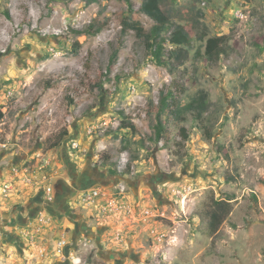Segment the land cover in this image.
I'll return each instance as SVG.
<instances>
[{"label":"rangeland","instance_id":"374dc122","mask_svg":"<svg viewBox=\"0 0 264 264\" xmlns=\"http://www.w3.org/2000/svg\"><path fill=\"white\" fill-rule=\"evenodd\" d=\"M175 1L177 7L196 1L195 36L188 60L171 71L153 61L134 31H122L117 13L128 15L124 1L1 0L0 142L42 144V157L50 159L55 141L76 131L102 140L90 164L98 180L89 186L124 182L132 209L89 211L75 199L82 186L74 182L60 195L74 206L65 204L66 217L81 220L77 231L71 223L45 236L53 244L64 234L65 256L38 257L19 241L11 249L0 244V264H264V0ZM95 17L109 19L97 35L72 31ZM137 17L145 28L154 23ZM223 34L229 56L207 60L206 38ZM201 90L211 103L205 116L212 139L185 111L168 118L169 142L149 138L164 93L172 92L181 108ZM122 110L137 134L119 131ZM77 142L73 155L90 151ZM52 160L47 169L54 183L59 172ZM125 164L130 171L122 177ZM185 187L191 192L184 203L176 191ZM213 197L231 198L234 208L210 235L196 213L208 211Z\"/></svg>","mask_w":264,"mask_h":264},{"label":"trees","instance_id":"16d2710c","mask_svg":"<svg viewBox=\"0 0 264 264\" xmlns=\"http://www.w3.org/2000/svg\"><path fill=\"white\" fill-rule=\"evenodd\" d=\"M87 5L98 0H84ZM126 2L128 6V15H125V11L121 10L117 13V17L122 25V31L128 33L134 31L136 37L140 39L146 49L153 57V61L159 65L168 67L171 71L179 68L189 58V49L192 47L193 38L195 36L194 19L192 17V10L196 7V1L190 4H184L177 7L175 0H142L140 5H137L134 0H120ZM1 3V0H0ZM145 14L153 20V25L150 28H145L141 21L138 19V15ZM174 18H180L184 20L183 24L174 23ZM109 23V19L99 20L97 17L93 18L83 28H75L72 31L77 35H97L100 33ZM228 36L214 35L209 36L205 40V55L209 61H219L221 58H227L229 56L227 46L225 45ZM74 44L80 45L79 40H75ZM260 45V42L259 44ZM264 48V41L262 43ZM117 51L112 55L111 64H113L117 58ZM48 86H51L48 83ZM72 101V100H71ZM179 99L174 98L172 92L164 93L161 96L158 111L155 114V121L152 124V135L149 138L152 141L159 142L164 140L169 142L170 133L167 128L168 118L173 116H179L182 112H190L194 120L198 123V126L202 129L208 139H212L213 133L211 127L207 124L209 118L205 116L210 109L211 103L208 100V92L201 90L197 95L191 98L183 107H179ZM122 116L119 125V131L127 130L131 131L132 135L138 133L136 125L129 120V116L122 110L119 112ZM5 113L0 110V122L2 121ZM182 121H185V116H180ZM185 139L189 138L187 129L185 127L180 128ZM66 135V133H64ZM62 138L55 141L54 146H58ZM128 141V139H127ZM124 145L121 150L129 147V143ZM218 151L223 152L224 157L229 159L228 151L221 145L217 146ZM107 159V158H106ZM130 171V166L123 172H119V175L124 177ZM113 174H117L116 170H112ZM264 182V180H263ZM56 200V196H55ZM55 200L51 206L48 207L49 211L55 204ZM43 205V198L42 204ZM234 204L231 198H212L211 208L206 212L196 213L201 222H204L207 227V231L210 235L215 234L226 221L229 215L232 213ZM38 211V210H37ZM36 214V213H35ZM22 240V239H21ZM23 243V242H22ZM68 250V247H67ZM66 250V252H67Z\"/></svg>","mask_w":264,"mask_h":264},{"label":"crops","instance_id":"0c3cea01","mask_svg":"<svg viewBox=\"0 0 264 264\" xmlns=\"http://www.w3.org/2000/svg\"><path fill=\"white\" fill-rule=\"evenodd\" d=\"M47 95L48 93L45 94V97ZM79 133L76 131L75 133L70 134L68 139H65L49 154V158H53L52 161L54 165L58 167L56 169L59 172V175L56 176L54 182L56 200L54 206L50 209V212L54 214L55 219L46 233L49 237L50 235H56L71 223L76 224L77 231V227L81 222V220L77 221V219L73 220L70 217H66L68 212L64 211L65 204L70 205V207L74 206L68 199L66 202H63L61 195L67 194L69 189H73L72 185L74 182L80 184L82 187H86L92 183L94 184L95 180H98L95 179L92 171L93 168H91L90 164L91 160H93L92 151H94L100 143H103V141L96 140V138H91L89 136L79 137ZM74 140L80 141L82 149L86 147L90 151L87 149L89 152L81 156H77V154L73 155L74 151L72 152L73 149L70 144ZM78 153L81 154L82 152L80 151ZM42 156V144L29 149L20 145L19 140L16 141L12 139L9 146L7 145L6 148L0 150V176L8 174V166L11 163L24 162L27 160L37 162L43 158ZM59 156L61 160L57 159ZM103 173L106 175V170L103 171ZM83 184H86V186ZM19 190L20 191L9 200L0 196V244L2 245L0 246L7 247L8 249H11L12 247L14 248L19 241H22L18 233L19 226L23 225L27 218L33 217L42 204V191L34 190L25 185H20ZM87 210L91 211L90 209ZM63 212H65V214ZM76 213L79 212L76 211ZM81 215V213L78 214L80 217ZM49 237H47V239L50 240Z\"/></svg>","mask_w":264,"mask_h":264},{"label":"built area","instance_id":"2783aa9c","mask_svg":"<svg viewBox=\"0 0 264 264\" xmlns=\"http://www.w3.org/2000/svg\"><path fill=\"white\" fill-rule=\"evenodd\" d=\"M0 145L3 148L7 147L6 143ZM70 145L72 149H78L80 146L76 140L72 141ZM50 164V159L47 158L33 163L28 160L11 163L8 166V174L0 176V196L4 199L9 200L18 193L20 185L43 192L42 208L33 217L27 218L24 224L19 226L18 231L23 244L30 250H34L38 257H44L49 252L54 255L65 256L68 247V240L64 234L56 239L53 244H47L45 241L47 230L53 222V215L48 207L55 200V185L52 175L47 169ZM126 165L122 166L126 167ZM190 192L191 188L185 187L182 191H176V195L185 203ZM75 199L81 205H86L88 209L104 214H116L132 209L127 185L124 182L115 183L109 188L102 184L81 187ZM145 213L153 215L152 209L149 208L145 210Z\"/></svg>","mask_w":264,"mask_h":264},{"label":"flooded vegetation","instance_id":"af4514ba","mask_svg":"<svg viewBox=\"0 0 264 264\" xmlns=\"http://www.w3.org/2000/svg\"><path fill=\"white\" fill-rule=\"evenodd\" d=\"M83 185H85L86 186V184H83ZM81 186V185H80Z\"/></svg>","mask_w":264,"mask_h":264},{"label":"water","instance_id":"95a60500","mask_svg":"<svg viewBox=\"0 0 264 264\" xmlns=\"http://www.w3.org/2000/svg\"><path fill=\"white\" fill-rule=\"evenodd\" d=\"M68 252V251H67Z\"/></svg>","mask_w":264,"mask_h":264}]
</instances>
